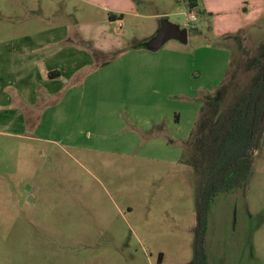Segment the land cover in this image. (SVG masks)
<instances>
[{"label": "rangeland", "instance_id": "obj_1", "mask_svg": "<svg viewBox=\"0 0 264 264\" xmlns=\"http://www.w3.org/2000/svg\"><path fill=\"white\" fill-rule=\"evenodd\" d=\"M93 2H60L66 24L82 30L108 18ZM184 2L139 3L175 14L111 24L118 48L93 53L44 124L23 136L0 130V264H189L198 177L186 140L237 65L235 92L251 83L255 70L243 63L264 40V8L258 24L220 33L216 14L201 10L185 43L124 51L162 19L184 27ZM6 21L13 15L0 11ZM206 228L208 264H264V130L246 185L215 195Z\"/></svg>", "mask_w": 264, "mask_h": 264}, {"label": "crops", "instance_id": "obj_2", "mask_svg": "<svg viewBox=\"0 0 264 264\" xmlns=\"http://www.w3.org/2000/svg\"><path fill=\"white\" fill-rule=\"evenodd\" d=\"M64 1L9 0L6 11L0 7V11L13 15V21L0 24V32H10L0 38V130L13 136H23L30 127L44 124L50 107L58 106L67 90L77 88L75 80L81 69L93 66L95 51L118 48L114 41L121 36L114 35L111 24L118 29L126 18L175 14L171 9L149 14L138 8L139 3L154 6L163 0H91L108 18L81 30L76 24H66L64 8L60 6ZM188 8L185 0L182 12L186 14ZM261 8L264 0H196L194 10L197 16L201 10L214 12L213 32L220 33L254 24ZM156 30H150L147 38ZM140 46L143 45L132 44L124 51ZM59 112L57 108L54 115Z\"/></svg>", "mask_w": 264, "mask_h": 264}, {"label": "trees", "instance_id": "obj_3", "mask_svg": "<svg viewBox=\"0 0 264 264\" xmlns=\"http://www.w3.org/2000/svg\"><path fill=\"white\" fill-rule=\"evenodd\" d=\"M186 5L194 9L196 0H186ZM238 68L237 65L230 72V78L215 95L205 98L195 130L186 140L189 159L198 177L194 252L189 264H208L204 241L208 210L215 195L245 186L249 178L256 134L264 113V40L257 53L243 63L244 71L254 69L255 73L242 93L235 92ZM234 93L231 104L222 108L223 99Z\"/></svg>", "mask_w": 264, "mask_h": 264}, {"label": "water", "instance_id": "obj_4", "mask_svg": "<svg viewBox=\"0 0 264 264\" xmlns=\"http://www.w3.org/2000/svg\"><path fill=\"white\" fill-rule=\"evenodd\" d=\"M187 34H188L187 27H180L176 23H173L167 19H162L155 33L149 39L144 41L141 45H143L149 50H157L169 39H176L180 42L185 43L187 41ZM263 130H264V113L258 127L255 144L260 139Z\"/></svg>", "mask_w": 264, "mask_h": 264}, {"label": "built area", "instance_id": "obj_5", "mask_svg": "<svg viewBox=\"0 0 264 264\" xmlns=\"http://www.w3.org/2000/svg\"><path fill=\"white\" fill-rule=\"evenodd\" d=\"M198 20L197 12L193 8H188L186 11V23L185 26L190 29L196 27V22Z\"/></svg>", "mask_w": 264, "mask_h": 264}]
</instances>
